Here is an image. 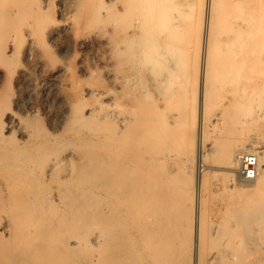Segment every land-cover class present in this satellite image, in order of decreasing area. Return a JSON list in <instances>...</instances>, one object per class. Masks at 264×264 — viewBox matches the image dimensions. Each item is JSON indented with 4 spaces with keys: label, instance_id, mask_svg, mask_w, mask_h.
<instances>
[{
    "label": "bare ground",
    "instance_id": "bare-ground-1",
    "mask_svg": "<svg viewBox=\"0 0 264 264\" xmlns=\"http://www.w3.org/2000/svg\"><path fill=\"white\" fill-rule=\"evenodd\" d=\"M51 1L0 0V79L31 82L43 93L52 85H70V95H55L62 109L54 117L63 123V130L51 136L36 133L12 108L13 101L2 95L0 84V119L7 117L27 136L26 143L36 144L33 149L20 144L2 157H11L8 165L19 173L18 179L42 176L59 182L64 210L58 222L65 233L71 231L65 256L70 249L89 248L83 257L74 256L73 264H180L187 254L185 264H264L263 19L236 18L224 31L216 26L222 19L213 17L215 1L207 0L204 6L195 68L198 108L193 111L199 122L198 169L188 204L194 216L184 225L180 209L174 207L175 181L168 168L172 154L168 144H160L170 139L172 127L186 110L174 33L181 22L171 16L169 0H101V5L67 0L62 22L52 21L43 11L41 3L50 6ZM94 4H99L96 15ZM111 7L116 16L103 19L101 11L111 16ZM96 21L106 22L101 25L104 30L82 32L89 23L97 26ZM218 28L225 32L224 38L217 36ZM30 29L22 50L30 63L3 70L7 52L14 51L19 36ZM69 30L81 46L93 39L103 43L106 84L81 86L70 59L63 56L55 62L42 46L43 38L55 39ZM78 62L82 73L89 71L82 59ZM33 69L40 71L37 77L31 76ZM215 92L221 96L208 112V100ZM86 94L93 95L87 106ZM5 140L0 124V150L9 149ZM70 144H76L74 149ZM253 149L259 158L255 184L228 186L229 201L207 215L202 195L204 156L211 153L232 169L239 165L240 152ZM38 153L42 164L36 169L30 161ZM228 175L233 183L234 174ZM239 179L247 181L241 175ZM25 197L21 201L29 199ZM28 202L0 222L2 233L15 242L34 240L56 227L55 216L51 217L58 212L54 206ZM44 217L46 230L40 233L37 228ZM12 257L1 264H11Z\"/></svg>",
    "mask_w": 264,
    "mask_h": 264
},
{
    "label": "rangeland",
    "instance_id": "rangeland-1",
    "mask_svg": "<svg viewBox=\"0 0 264 264\" xmlns=\"http://www.w3.org/2000/svg\"><path fill=\"white\" fill-rule=\"evenodd\" d=\"M97 1L99 3L101 2V0H94V3L97 4ZM206 1L207 0H169L171 16L175 18L177 16L178 18H176V20L179 19L178 23L181 22L178 27L176 26V32H174L176 33L177 45L175 43L174 44L179 48L177 54L179 67L178 70L181 74L179 81L181 80V85H183L180 87L182 88L181 102L182 104L184 103L186 110L182 114L179 122L172 127L170 139L168 141L161 142L160 144H168V148L172 154V159L168 162V168L172 171V177L175 181L173 184L174 207H178L180 209L182 223L184 225L188 220L191 219L192 216H194V209L191 210L188 204L191 200L192 194L195 193L196 171L198 169L197 147L199 122L198 118H195L197 117L195 114L197 113L196 109L198 108V93L197 88L194 87L196 86V74L198 73L196 72L197 70H195V68L198 64V34H200L201 30L200 22L202 20V16H204V6L206 5ZM214 1L215 8L213 7V17L215 18V16H217L216 18L219 17L218 19H222L221 22H219V25L218 22L215 21L217 23V25L216 23L215 25L221 27L220 30L225 31V27L228 28L229 22L236 18L250 19L257 17L259 19H263L264 21V0ZM67 2V0H53V2L50 3V6L46 5L45 2L41 3V5L43 6V11L45 14L49 15L52 21L54 18L56 22H59L58 20H61L60 22H62L66 15L63 12V6L64 3L66 4ZM98 6L96 7L94 4V7L91 6L90 9L89 6V9L94 11L96 8H98ZM92 7L94 10H92ZM111 10L114 13H112ZM109 11L112 13L111 16H103L104 12L101 11L103 19H106L105 17H107V19L109 17H113L114 19L116 16L115 8L111 7ZM96 12L97 10L95 11V15ZM92 14L94 13L92 12L90 15ZM98 15L99 14L97 13V16ZM175 18H173V20L171 19V21H175ZM93 19H95V17ZM94 23H92V25ZM96 23L98 24L99 22L96 21ZM105 23L104 21H101V23L98 24L100 26L94 25L92 27L91 25L89 27V24H91L89 23L87 26L88 28L86 27L87 29L85 28V30L82 32H87L89 30H99L98 28H101V25L105 27ZM216 30H218L216 32L217 36L219 35L218 33H220V38H224L226 36L225 32H219V28ZM28 33H31V29L29 31L24 30V33L19 36L16 49L14 51L7 52L5 61L1 63L3 70H13L17 67H20V65L22 66L24 63H30V60L26 59L22 52L26 44L25 36L27 37ZM87 33H91V31ZM74 38L75 37H73L72 31H62L56 36L55 39L47 38L46 40V38H43L41 43L44 44H42L43 47L46 46L45 48H47V51L51 53L50 54L48 52L55 62L60 60L63 56H67L70 59L75 71V75L79 78L78 83L81 86L106 84L107 79L104 73L105 52L103 43L100 41V39H93L88 45L81 46L77 43V41L75 42ZM80 57L83 60V63H85L89 68V71L83 73L80 71V67L78 66L80 64L78 60L81 61ZM39 74V70H31L32 77H37ZM0 84L3 87L2 95L4 94L5 96H8L11 101H13L12 108L22 118L23 122H25L28 126H31L33 129H36V133L39 135L42 134L43 136H51L53 134L60 133L63 130V123L58 122L54 117V114L62 109V104L58 102L59 100L58 98H55V95H58V93L70 95V85H62L60 87H55V85H52L50 90L43 93L31 82L21 84L15 82L14 80H6V78L3 77L0 79ZM218 96H221L219 92H215L210 96L207 107L208 112H212L216 107L215 100ZM17 98L18 100L16 101L15 99ZM92 101L93 95L86 94V100L84 101L86 106L90 105ZM252 105L253 101L250 102L249 105L251 113L253 112ZM196 106L197 108L194 110ZM193 111H196V113ZM172 112H175V110L173 109ZM193 113L195 114L193 115ZM9 123V119L7 117L2 118V120L0 119L3 135L6 139L5 141L11 143L5 144L7 145V148H9L8 150H0V222L5 221L6 217H8V214H14L18 205L22 202L30 201L27 203V205H30V203L31 205H34L33 203H35L37 207L45 208H50L52 205V207L54 206L53 209L58 210V212L55 211L51 215V217L55 216L54 222L56 226L51 231V233H42L40 237L34 240L23 241L21 243L16 241V243L15 240H13L14 237H9L7 232L3 231L2 233L0 230V264L2 262H6L7 258L11 256H13L12 259L15 260L14 257L16 255H19L20 257L18 256L19 258H17L14 262L11 261V264H18L17 260H19V264H73L75 261L74 256L77 258L83 257V252L86 251L88 254L90 250L89 248L70 249V254L65 256L64 248L69 244L71 231L69 230V233H65L62 224L58 222V214L64 210V207L62 210V206L64 205L63 202H61L62 200H60V194L57 193L59 192V182L57 179L47 180L42 176L33 180L30 177L18 179L19 173H17V171L12 166L8 165L9 161H11V157L5 158L2 156L11 154L10 149L17 147L20 144L25 143L30 149H33L36 144L26 143L25 141L27 140V136L22 134L15 125L10 123L12 125L11 126ZM208 136L213 137L214 135L209 132ZM220 136L221 135H219V137ZM216 138L218 140V137ZM56 145L58 146V144ZM59 145L62 146V144ZM70 145H73V149L74 145L76 146V144ZM57 146L55 147L54 145L56 149ZM39 150L40 149L36 150V152ZM247 151L256 152V149ZM38 155L40 154L38 153L37 157L30 161V166L36 167V169L42 164L41 157ZM204 157L205 158L202 162L203 178L205 181V188L202 191L204 200L203 208L205 209L207 215H211L210 213L213 209L223 207L226 202L229 201L228 186L232 187V185H237V187H241L242 183L253 185L255 184L256 180L254 178L252 180L241 181L239 179L240 174L238 172L239 165L231 169L219 163L217 159H214L215 157H213L211 153L208 155L206 154ZM20 172L23 173L22 171ZM230 173H233L235 177L233 183L231 182L232 180L230 177H228L230 176L228 175ZM225 186H227V188ZM32 187H34L33 192H31ZM22 196L29 197V199H26L25 197L27 201H21L23 200ZM176 203H178L179 206H176ZM44 218L45 219L42 220L37 228L38 232L40 233L46 230V225L43 224L45 221H48V218ZM12 240L15 243H13ZM6 247L11 248L9 251L11 256H9V253L5 251L7 249ZM187 257L181 256L180 264H185ZM65 258L70 259L65 261Z\"/></svg>",
    "mask_w": 264,
    "mask_h": 264
},
{
    "label": "built area",
    "instance_id": "built-area-1",
    "mask_svg": "<svg viewBox=\"0 0 264 264\" xmlns=\"http://www.w3.org/2000/svg\"><path fill=\"white\" fill-rule=\"evenodd\" d=\"M239 174L247 180L254 179L259 170V158L254 151H243L238 154Z\"/></svg>",
    "mask_w": 264,
    "mask_h": 264
}]
</instances>
